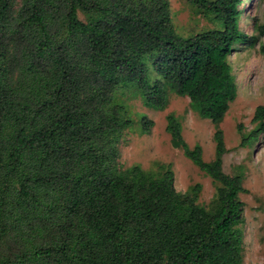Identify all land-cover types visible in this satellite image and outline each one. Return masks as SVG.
<instances>
[{
	"label": "trees",
	"instance_id": "trees-1",
	"mask_svg": "<svg viewBox=\"0 0 264 264\" xmlns=\"http://www.w3.org/2000/svg\"><path fill=\"white\" fill-rule=\"evenodd\" d=\"M188 1L218 26L180 34L169 0H0V264L243 263L245 176L223 169L220 124L238 94L228 57L258 37L241 29L243 0ZM131 86L159 110L171 90L188 96L212 120L211 161L174 113L166 126L220 183L210 204L200 183L177 190L171 164L120 166L134 121L115 92ZM253 122L242 145L264 131V105Z\"/></svg>",
	"mask_w": 264,
	"mask_h": 264
},
{
	"label": "rangeland",
	"instance_id": "rangeland-1",
	"mask_svg": "<svg viewBox=\"0 0 264 264\" xmlns=\"http://www.w3.org/2000/svg\"><path fill=\"white\" fill-rule=\"evenodd\" d=\"M176 30L190 35L204 29L217 27L188 0H169ZM21 0H16V6ZM241 29L258 37L255 43L239 42L228 60L238 85V94L230 103L229 110L221 122L228 151L223 156V169L226 173H244L243 185L247 189L240 193L243 201V263L264 264V131L256 141L242 145V136L258 126L253 116L259 105H264V52L261 50L262 37L256 30V23H264V0H243L241 5ZM80 17L85 19L84 14ZM151 79L157 75L151 69ZM115 102L123 104L126 114L133 124L125 128L119 142L118 162L121 167L134 164L159 173L163 165L171 164L175 172V186L186 192L200 183L199 203L208 205L215 198L216 182L201 170L182 147L174 144L166 129L167 115L174 113L183 124V135L193 147L199 143L203 147V157L211 161L215 157V125L211 119L202 117L191 106L188 96L169 91V103L163 110L147 106L144 98L135 87H124L115 92ZM151 121L149 130L143 128L142 117Z\"/></svg>",
	"mask_w": 264,
	"mask_h": 264
}]
</instances>
